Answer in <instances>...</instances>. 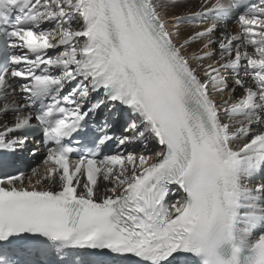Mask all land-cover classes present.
I'll use <instances>...</instances> for the list:
<instances>
[{
  "label": "snow or ice",
  "instance_id": "6c2138e0",
  "mask_svg": "<svg viewBox=\"0 0 264 264\" xmlns=\"http://www.w3.org/2000/svg\"><path fill=\"white\" fill-rule=\"evenodd\" d=\"M0 264H264V0H0Z\"/></svg>",
  "mask_w": 264,
  "mask_h": 264
}]
</instances>
